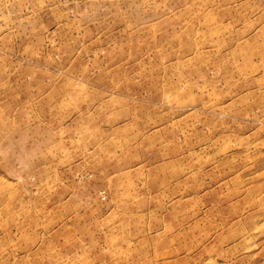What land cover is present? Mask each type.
Listing matches in <instances>:
<instances>
[{"label":"rangeland","instance_id":"374dc122","mask_svg":"<svg viewBox=\"0 0 264 264\" xmlns=\"http://www.w3.org/2000/svg\"><path fill=\"white\" fill-rule=\"evenodd\" d=\"M0 264H264V0H0Z\"/></svg>","mask_w":264,"mask_h":264}]
</instances>
